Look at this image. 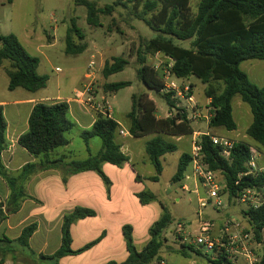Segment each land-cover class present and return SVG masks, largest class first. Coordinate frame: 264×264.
Masks as SVG:
<instances>
[{"label":"trees","instance_id":"trees-1","mask_svg":"<svg viewBox=\"0 0 264 264\" xmlns=\"http://www.w3.org/2000/svg\"><path fill=\"white\" fill-rule=\"evenodd\" d=\"M132 1V0H129ZM143 3L146 14H152L149 26L168 38H154L145 44L143 51L138 52L139 81L149 93H155L166 101L169 108L167 118L156 117L157 107L147 93L133 96L132 109L128 117L131 120L130 134L135 138H142L150 134H161L173 137L192 135V122L176 106L173 95L163 94V82L148 64V56L163 54L173 61L172 73L179 79L195 77L205 86V95L211 100L212 118L210 128L236 131L238 126L233 114V99L240 96L243 103L250 107L253 122L248 128L247 136L256 142L264 153V87L254 84L241 64L250 60L264 61V0H199L195 14L191 10L192 0H134ZM77 4L88 9L87 22L92 27L101 26L93 3L86 0H76ZM115 5L106 6L101 12L112 13ZM76 35L81 44L73 39ZM191 42V48L176 44ZM85 35L74 23L66 36L65 54L77 56L88 48ZM40 59L32 56L14 34H0V67H4L9 77V91L23 89L31 93H38L47 88L49 76L38 72ZM8 63V65H5ZM129 62L122 57H114L106 62L102 70L103 77H109L123 72ZM131 82L106 83L104 91L115 94L120 90L131 87ZM69 105L66 102L36 104L29 119V130L23 134L18 143L35 158H39L38 165H27L17 177L12 176L5 168L2 154L8 148L7 123L4 108L0 105V177L11 189L6 203H0V225L7 216L19 211L21 204L29 198L25 194L24 183L36 171L60 169L67 175L83 172H97L102 179L109 183L102 171V166L109 163L123 166L129 162V157L122 153L116 142L119 123L100 113L89 131L81 134L89 156L85 160H73L65 164V157L53 158L52 153L70 144L69 134L76 125L68 118ZM99 138L102 149L96 155L90 150V141ZM198 144L201 148V159L209 171L221 173L225 179L229 202H235L238 194L246 188H264V174L249 173L248 163L252 152L249 145L237 142L225 158L222 148L215 146L208 135L200 137ZM176 144L167 142L161 136L153 138L147 143L146 153L155 168V176L150 181L158 182L163 173L162 157L175 153ZM192 156L184 153L179 159L177 172L172 178L173 184H181L185 180L187 171L191 167ZM143 204L156 200L151 192L139 194ZM243 215L253 231L255 240L264 245V205L257 210H244ZM95 216L91 209L78 207L72 214L66 215L62 227V244L60 250L50 257L59 259L68 255H76L81 251L72 250L71 226L78 220ZM173 224L171 214L164 209L162 217L150 229V241L141 250H137L130 226L124 227V236L128 257L124 262L115 261L107 264H152L161 259L165 250V231ZM37 230V225L26 227L16 242L24 248L29 246L30 238ZM11 240L4 237L1 245L11 244ZM92 243L87 248L95 245ZM2 248V247H1ZM179 253L185 257L191 254L203 258L201 252L183 246ZM264 254V253H263ZM209 264H221L205 256ZM264 263V258H263Z\"/></svg>","mask_w":264,"mask_h":264},{"label":"rangeland","instance_id":"rangeland-1","mask_svg":"<svg viewBox=\"0 0 264 264\" xmlns=\"http://www.w3.org/2000/svg\"><path fill=\"white\" fill-rule=\"evenodd\" d=\"M93 3L101 26L92 27L87 22V7L77 4L76 0H0V34L16 35L24 48L41 61L38 72L41 75L49 76L47 88L40 91L39 98H47L46 103H52L59 96H71L74 89L88 90L86 98H99L100 104H105L102 97H107L108 93L104 91L106 83L131 82L132 86L120 90L109 100L113 107V117L122 128H127L129 124L128 114L132 109L133 96L141 93H147L146 87L139 81L137 70L139 68L138 52L143 51L144 46L154 38H168V36L152 30L149 21L152 14H146L143 3L129 0H86ZM199 0L191 1V10L195 14L198 9ZM115 5L112 13L101 12L106 6ZM85 35V41L88 48L85 52L77 56L65 54L66 36L68 30L73 24ZM76 44H81L79 38L73 34ZM186 48H191V42L174 41ZM92 56L97 58L98 67L96 68V77L93 84L86 89L87 80L85 75L89 71V65ZM114 57H122L129 62L128 67L118 74L109 77L107 80L103 77L102 70L106 62H111ZM171 61L163 54L148 56V64L151 67L159 66L158 75H163L165 69ZM60 69L61 72H57ZM241 69L247 73L250 80L259 87H264V61L251 60L241 64ZM91 71V70H90ZM93 71V70H92ZM190 83L194 84L195 96L201 101L204 100L205 86L195 77L190 78ZM9 77L4 70H0V100L14 101L21 98V93L25 90H19L18 93L8 90ZM157 107L156 115L164 118L169 114V108L166 101L161 96L149 93ZM111 95V93H109ZM151 98V99H152ZM102 102V103H101ZM96 106V104H95ZM234 118L238 128L233 133L226 130L216 131L210 128V122H200L199 132H211L217 137L224 136L233 141L245 142L250 145H256L254 141L246 136V131L253 121V115L250 107L242 102L240 96L233 100ZM89 109V108H88ZM70 120L71 117L68 116ZM196 127V123H193ZM74 129L69 138L73 140L70 148L77 160L88 158L86 145L80 135L76 134ZM192 135H184L181 140L169 141L178 145L175 153L167 154L161 159L163 164V174L158 182L148 181L146 192H154L158 196V201L171 214L173 224L165 231L163 237L165 241V250L161 259H167L171 264H190L189 259L182 258L179 253L183 246L179 240H175V228L178 223L184 225L187 236H197L199 234V222H211L217 231L225 218H234L247 230L248 222L245 220L243 211L245 207L236 203L229 202L228 196L224 195L227 203L225 210H218L214 206L200 208L199 199L209 198L207 190L198 185L193 179L185 181L188 189L183 190V184H173L172 178L177 172L179 159L184 153H192ZM143 145V155L145 164L142 165V172L145 175H155V168L150 162L144 151L145 140H139ZM102 147L99 138H93L91 151L93 155L98 154ZM191 168L186 176H191ZM217 180L222 184L225 179L221 173H217ZM253 242L255 240L254 234ZM3 240V238H0ZM264 241V233H263ZM143 242L139 244L142 248ZM2 247V248H1ZM19 248L21 246H18ZM14 248L11 244L1 245L0 243V264H35L19 248ZM258 253H264V245H260ZM205 255V251H203ZM198 264H209L206 257L203 258L191 255ZM166 260V261H167ZM167 261V262H168ZM37 264V263H36Z\"/></svg>","mask_w":264,"mask_h":264},{"label":"crops","instance_id":"crops-1","mask_svg":"<svg viewBox=\"0 0 264 264\" xmlns=\"http://www.w3.org/2000/svg\"><path fill=\"white\" fill-rule=\"evenodd\" d=\"M92 60L91 62H94L95 65L92 69H90L89 65V71L85 75V80H87L86 89H89L88 86L93 84L96 77V68L98 67L97 58L92 56ZM5 65H8V63ZM0 70L5 71V68L0 67ZM184 80L190 83V78ZM190 84L192 85V83ZM192 87L194 88V84ZM19 90L21 89L11 92L18 93ZM193 92L203 116L206 114L205 107L209 102V99L205 95V89L203 101L195 96L194 89ZM38 93L26 91L25 93H21V98H17L14 101L0 100V105L4 108V116L7 123L8 141V148L2 154V161L5 168L15 177L19 176L23 168L27 165H38L40 162L39 158L30 155L18 143L19 138L29 130V119L34 106L48 101L47 98H39L37 96ZM85 95H87L86 90L74 89L71 96H59L53 100V102L62 101L68 103L69 117H71L76 125V134L80 136L84 131L92 129L97 115V112L86 105L85 102L87 100H93L94 105L100 104L98 97L85 99ZM113 95L108 94L107 97H102V100L111 109L112 119H114L113 107L109 99ZM152 100H154V97ZM168 116L169 114L164 118ZM201 121H205L204 123H208V125L210 122V120L201 118L197 122H194L197 128L192 123L194 128V133L192 134V150L193 142L202 135L216 136L212 135L211 132L197 131V129H200ZM119 125L120 128L116 135V142L120 145L122 153L129 157V162L123 166H115L109 163L103 164L102 171L109 183H106L94 171L67 175L60 169H39L24 183V192L29 198L21 204L18 212L7 216L1 223L0 238H8L12 241L11 245L17 248L20 245L16 240L21 236L23 230L32 224H36L37 230L30 238L29 246L27 248L18 247L35 264H107L112 261L121 263L128 257L124 227L130 226L132 228L134 244L137 250L141 251L151 239L150 229L152 225L162 217L165 208L159 203L158 196L154 192L151 193L156 196V200L149 204H143L138 197L139 194L146 192L148 189L147 182L150 181L149 178L155 176H147L142 172V165L145 164V158L143 155V145L139 143V140H145L144 151L146 153L147 143L157 136H161L167 142H171L168 138H171L172 141L173 139L179 141L182 137L150 134L142 138H135L130 134V119L127 128H122L120 123ZM213 130L220 132L225 129ZM220 137L237 143V141L229 139L235 138L234 136L229 138L224 136ZM92 142L93 139L90 141V150ZM171 143L176 144L175 142ZM72 145L73 140L70 139V144L53 152L52 157L59 158L64 156L65 164L77 160L69 152ZM247 145H249L251 151L254 150L264 157V153L260 150L257 143L256 145ZM101 149L102 147L99 149V152ZM87 154L89 155L88 152ZM183 183H185V180L181 184ZM185 187L182 186V189L185 190ZM11 192L8 183L0 177V203H6ZM78 207L91 209L95 212V216L78 220L71 226L72 250L75 252L83 251L76 255L50 259L61 248L62 227L65 216L72 214ZM141 241L143 242V246L139 248L138 243ZM95 242V245L87 248ZM192 258L191 256L186 259L191 260L190 264H198L197 260H193Z\"/></svg>","mask_w":264,"mask_h":264},{"label":"built area","instance_id":"built-area-1","mask_svg":"<svg viewBox=\"0 0 264 264\" xmlns=\"http://www.w3.org/2000/svg\"><path fill=\"white\" fill-rule=\"evenodd\" d=\"M171 61L165 69L163 75L160 76L163 82V94L173 95L176 100V106L182 113L187 114L190 122H197L204 118L210 120L212 118L211 100L206 104V114L202 116L200 106L195 100L193 87L184 79L175 77L172 73L173 61ZM95 65L91 62L90 69ZM159 73V66L152 67ZM57 72H61L57 69ZM88 92V90H87ZM86 105L90 106L97 113H100L108 118H112L110 107L105 104L93 103V100H87ZM123 133V132H122ZM203 136V135H202ZM210 136V135H208ZM213 144L222 148V154L225 158L230 156V151L234 144L232 141L210 136ZM200 139V138H199ZM199 139L193 142L192 162H191V176H185V181L193 179L198 185H202L209 195V198L199 199L200 208H207L214 206L218 210H225L227 203L224 200L223 194L226 190V184L222 185L218 180L217 172L209 171L203 164L201 159V148L198 144ZM252 156L248 163L249 173L258 175L264 174V157L256 151H251ZM185 190L188 189L184 184ZM228 196V194L226 193ZM236 203L245 207V210H257L264 205V188H246L242 190L234 200ZM173 237L179 240L182 246L190 247L195 251H205L204 256L210 257L212 260L220 262L221 264H264V254L258 253L257 248L261 245L253 242V231L251 229L245 230L241 223L232 218H225L216 231L214 224L211 222H199V234L195 236H187L185 234L184 225L178 223L175 228ZM152 264H170L165 259H156Z\"/></svg>","mask_w":264,"mask_h":264},{"label":"water","instance_id":"water-1","mask_svg":"<svg viewBox=\"0 0 264 264\" xmlns=\"http://www.w3.org/2000/svg\"><path fill=\"white\" fill-rule=\"evenodd\" d=\"M153 95H155V93H153Z\"/></svg>","mask_w":264,"mask_h":264}]
</instances>
